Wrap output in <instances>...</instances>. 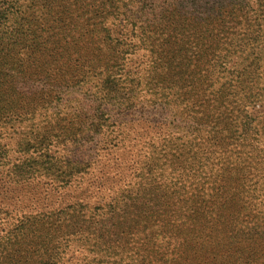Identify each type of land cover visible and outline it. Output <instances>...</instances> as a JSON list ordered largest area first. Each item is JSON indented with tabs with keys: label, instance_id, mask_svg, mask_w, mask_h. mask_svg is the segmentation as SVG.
Listing matches in <instances>:
<instances>
[{
	"label": "trees",
	"instance_id": "trees-1",
	"mask_svg": "<svg viewBox=\"0 0 264 264\" xmlns=\"http://www.w3.org/2000/svg\"><path fill=\"white\" fill-rule=\"evenodd\" d=\"M222 22L204 0H0V96L15 106L34 93L52 109L49 116L41 111L40 120L32 122L44 125L38 141L49 158L35 165L28 157L21 164L15 160L10 168L15 178L44 175L64 183L84 172L89 162L58 152L50 155L47 141L57 136L55 144L79 141L73 130L92 126L85 125L88 117L93 125L102 124L105 106L123 112L148 101L164 110L177 109L172 114L177 125L190 123L198 133L193 142L204 145L203 158L194 157L198 165L203 159L195 173L201 172L200 180L187 183L185 172L178 176L182 180L174 198L181 202H171L166 194L159 204L147 202L156 198V189L145 182L158 174L157 158L165 152H145L148 159L139 165L145 171L134 172L136 180L121 188L134 219L114 223V239L109 240L114 242V264H264V111L251 118L231 109L225 114L230 119L221 124L214 107L199 104L197 84L188 75L216 65L212 59L192 60L190 54L198 48L207 57L223 49L214 41L218 32L212 35ZM259 26L264 31V22ZM139 50L146 54L144 67L136 65ZM177 55L191 59L192 66H181ZM161 56L169 57L165 66ZM51 65L61 68L62 75L46 76L42 70ZM200 76L213 80L211 74ZM90 77L101 83L95 88L100 95L92 107L81 108L73 94L85 85L94 88ZM184 103L188 106L180 109ZM1 108L0 114L9 117ZM143 121H150L149 116ZM186 153L181 151L178 158ZM193 184L197 198L187 187ZM35 223L20 220L8 231L5 241L11 251L6 259L13 264H62L59 247L67 242L54 243L55 236L38 234Z\"/></svg>",
	"mask_w": 264,
	"mask_h": 264
},
{
	"label": "rangeland",
	"instance_id": "rangeland-1",
	"mask_svg": "<svg viewBox=\"0 0 264 264\" xmlns=\"http://www.w3.org/2000/svg\"><path fill=\"white\" fill-rule=\"evenodd\" d=\"M204 1L210 9L213 6L223 20L212 32V35L218 32L219 37L214 41L223 49H214L207 57L198 48L190 54L195 61L212 59L216 62L214 68H200L190 74L186 72L197 84L198 102L214 107L215 120L221 124L230 119L225 114L231 109L240 112V116L246 114L254 118L264 111V31L259 26L264 22L261 18L264 0H237L235 4L234 0ZM158 5L163 6L161 2ZM235 15L237 17L234 18ZM198 20L204 21V18ZM247 23H251V26ZM122 24L124 22L120 21ZM207 26L212 27L211 23ZM250 33L253 36L250 37ZM226 42L230 44L226 45ZM177 43H181V40ZM134 56L137 58L136 65L144 67L145 64L141 63L146 60L144 51L139 50ZM168 58L161 56V65L165 66ZM191 59L190 63L189 58L177 55V61L184 67L192 66ZM50 68L42 72L46 73L47 70L46 76L51 77L63 73L57 65ZM212 70L214 73H211ZM204 74H211L213 80L208 81L200 76ZM90 78L89 82H94V88L85 85L73 94L81 108L92 107V101L100 95L96 89L101 88V83L97 77ZM40 84L44 86L43 82ZM204 88L206 91H202ZM7 99V96H0V108L10 114L7 118L0 114V264H13L6 259L7 252L11 251L5 241L6 234L14 224L25 219L36 222L34 225L39 228L38 234L55 236L54 243L67 242L64 248L59 247L63 251L62 264H114V242L109 241L114 239V223L118 226L134 219L129 198L120 194L121 188L136 180L132 178L134 172L145 171L146 168L139 165L148 159V155L144 157V154L149 149V154L156 150L165 153L157 158L160 167L158 174L145 182L156 189V198H148L147 202L159 204L165 200L164 194L171 202H181L180 197L177 200L174 198L181 185L179 180H182L178 176L185 172L187 175L183 178L188 179L187 183H195L201 178V172L195 174L203 159L198 165L194 157L204 156V145L194 143L198 139L194 136L198 133L190 123L177 125V119L174 120L172 115L177 109L174 112L164 110L144 100L133 110L130 108L123 112H119L117 107L105 106L102 124L93 125L91 117H88L84 121L85 125H92L88 129L80 131L70 128L80 135L79 141L55 144L58 136L47 141H51L47 149L50 155L58 152L89 162L84 172L73 174L64 183L44 175L17 179L10 171L15 160L18 159L19 164L29 160L35 165L49 158L44 156V148H40L38 141L44 132V125L41 128L32 122L40 120L41 111H46L49 116L52 109L47 106L43 96L34 93L20 98L15 106L6 105L4 100ZM185 106L188 103L181 104L180 109ZM199 108L202 110L203 106ZM140 111L143 113L137 119ZM148 116L150 121H143ZM52 132H57V129ZM3 149H6V155ZM212 149L209 146L210 154ZM181 151L188 153L178 158ZM193 186L187 187L197 198L199 194L195 193ZM203 197L208 200L209 196ZM60 222L62 224L58 230ZM66 223L68 227H64ZM137 237V234L132 236L133 239Z\"/></svg>",
	"mask_w": 264,
	"mask_h": 264
}]
</instances>
